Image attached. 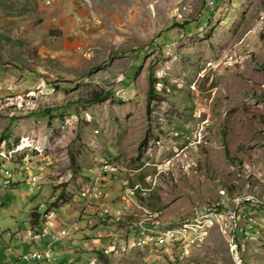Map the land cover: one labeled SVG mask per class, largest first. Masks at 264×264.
<instances>
[{
  "label": "rangeland",
  "instance_id": "obj_1",
  "mask_svg": "<svg viewBox=\"0 0 264 264\" xmlns=\"http://www.w3.org/2000/svg\"><path fill=\"white\" fill-rule=\"evenodd\" d=\"M0 139V264H52L21 255L62 192L44 230L112 207L53 243L67 264H264V0L0 1Z\"/></svg>",
  "mask_w": 264,
  "mask_h": 264
},
{
  "label": "built area",
  "instance_id": "obj_2",
  "mask_svg": "<svg viewBox=\"0 0 264 264\" xmlns=\"http://www.w3.org/2000/svg\"><path fill=\"white\" fill-rule=\"evenodd\" d=\"M208 3L213 4L214 0H208ZM6 162H9V161H0V163H4V164ZM101 172H106V167H99L97 169L98 176H100ZM27 175H28V171H27ZM39 180H40V176L29 174L27 182L29 184L30 193L35 192L36 189H38ZM100 185L104 186V183H101ZM251 202L254 204L256 203L262 204L260 202H253L251 199L243 200L239 204H235L234 207L229 208L226 211V214L224 215L225 216L224 220L227 223V230L231 231V235H232L231 238L233 240V245H236L237 255H238V240H236L237 225H239V218L243 214V211L240 210V207L244 203H251ZM111 210H112V207H110L107 203L95 204L91 200H88V201L84 200L83 203L81 202L80 207L78 208L77 211L74 210L72 208V205L69 204V210L67 211L71 215L70 216L71 221L66 222L63 226L56 227L55 230L48 228V229L43 230L42 233H38V232L33 233L32 238L35 241H38L40 238L44 237L45 235L50 236L52 240L49 241L43 247V249L24 252L21 255V259L24 261H35V262L45 261V262H49L52 264H67L65 260L60 258L59 253L54 249V247L52 246L53 243L56 241H59L60 239L66 238L69 235V233L73 232L76 229L77 224H79L80 222V219L77 218L76 216L78 213L82 212L85 215V218H87L88 223H92V219L89 218V214L94 217L96 216L104 217L107 214H110ZM134 230L137 236V245L140 244L141 239H148V240L153 239V238H149L148 236H142L140 234V228L134 229ZM247 234H248V228H247ZM185 241L186 240H183L182 237L178 238L179 245H182Z\"/></svg>",
  "mask_w": 264,
  "mask_h": 264
},
{
  "label": "trees",
  "instance_id": "obj_3",
  "mask_svg": "<svg viewBox=\"0 0 264 264\" xmlns=\"http://www.w3.org/2000/svg\"><path fill=\"white\" fill-rule=\"evenodd\" d=\"M0 1H2V0H0ZM175 26L183 27L182 25H179V24H175ZM155 80H156V78H154L153 75H149L148 76V90H147V96H146V112H148V113H150V106H151V104H152V102L154 100V97H155ZM105 94H100V93H97V92H93V94L91 96H89L88 98L89 99L100 100V99H102V97ZM142 143L145 144L146 141L142 140ZM0 144H1V142H0ZM139 157L140 156H138L137 159ZM69 162H70L69 163L70 167L75 171L76 160H75V157L73 155L70 156ZM2 177H3V175H2ZM139 180H143L142 175L139 176ZM2 183H3V181H2ZM133 186H134V183H131L130 187L132 188ZM135 196L139 197L140 200L142 199V196H140V191L139 190H136ZM65 198H66L65 194H64V192H62V193H60L58 195L56 200H54L53 202L48 204V207L43 212H39L38 208L31 210V212H30V220L29 221H30L31 229L33 231H35V233L38 232V229H40V232H38V233H41L42 230H44V228H43L44 217L47 215V212L49 211L50 207H55V208L57 207L58 208L57 201L61 200V201L65 202V201H67ZM252 206H253V209H255V210L256 209L257 210L261 209V206H258L257 204H253ZM67 210H69V207H67ZM99 257L101 259H103L102 254H100Z\"/></svg>",
  "mask_w": 264,
  "mask_h": 264
},
{
  "label": "bare ground",
  "instance_id": "obj_4",
  "mask_svg": "<svg viewBox=\"0 0 264 264\" xmlns=\"http://www.w3.org/2000/svg\"><path fill=\"white\" fill-rule=\"evenodd\" d=\"M27 158H29V156H27ZM27 158L24 159V161L26 162V164H27ZM3 168H4V167H3ZM24 171L27 172L26 165H25V170H24ZM2 172H3V176H4V177L11 176L10 172H9L8 170H6L5 168L2 170ZM7 184H8V180H5L4 183H3V185H4V186H7ZM248 199H251V200L253 201L252 198H246L245 200H248ZM242 201H243V200H242ZM223 203H224V202H223ZM239 203H240V202H238L237 204H239ZM253 222H255V221H253ZM250 229H252V225H251V224L249 225V230H250Z\"/></svg>",
  "mask_w": 264,
  "mask_h": 264
},
{
  "label": "crops",
  "instance_id": "obj_5",
  "mask_svg": "<svg viewBox=\"0 0 264 264\" xmlns=\"http://www.w3.org/2000/svg\"><path fill=\"white\" fill-rule=\"evenodd\" d=\"M4 177V176H3ZM6 180V177H4V179H3V183H4V181Z\"/></svg>",
  "mask_w": 264,
  "mask_h": 264
}]
</instances>
